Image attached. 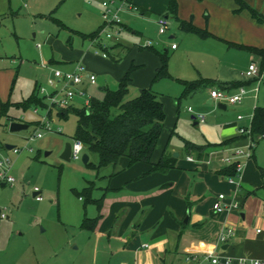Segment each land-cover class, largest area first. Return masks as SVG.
<instances>
[{
	"label": "crops",
	"instance_id": "0c3cea01",
	"mask_svg": "<svg viewBox=\"0 0 264 264\" xmlns=\"http://www.w3.org/2000/svg\"><path fill=\"white\" fill-rule=\"evenodd\" d=\"M170 1H127L129 5L135 7L134 11L138 15L131 22L132 24L126 20H120L122 37L105 42L107 49V51L103 50L105 56L101 52H95L99 47V41L103 42L100 40L101 37L83 38L81 35L83 33L73 31L87 42V47L84 50L76 49L73 53L66 52L60 60L49 61L51 68H49L47 80L53 78L54 69L64 72L72 71L78 63H82L89 73L95 74L94 83L84 80L75 86L76 89L85 92L88 101L93 97V94H88L92 86L101 93L107 88H117L121 77L131 66L135 69L128 82L126 95L129 93V96H133L129 99L136 97L144 88H150L154 92L153 87L158 85L160 90L161 86L157 81L161 79L175 78L181 85L182 92V81L203 80L202 85L195 91L184 96L181 93L175 102L177 108L173 105L171 98L165 97L160 91L154 92L163 104L165 120L151 161L156 162L166 148L172 153L177 152L174 166L165 172L147 173L150 168L148 163L136 162L128 165V159L120 157L116 169L110 165L96 169V179L87 181L88 184L84 188L92 185L90 196L93 199H101V207L89 216H83L80 229L84 234L81 235L80 242L76 240L75 244L71 242L68 243L69 245L65 244L56 249L54 254L64 253L61 260L63 264H210L207 259L208 254H217L220 257L218 264H223L226 258L231 259L232 264H238L237 260L240 258H258L263 260L264 264V165L256 163L253 154L255 144L252 148L249 147L250 155L246 156L244 161L241 159L245 155L237 156L233 160L243 164L240 177L234 181H230L227 176L232 163L224 161L225 157L233 155L235 149H243L245 141L247 143L252 140L256 143L264 135H255L253 138L251 134L249 137L247 134L239 133V127L251 128L252 124L251 117L249 126H244L245 123L248 124V120L244 121L246 117L243 115L242 119H237L236 116L231 121L222 123L217 121L218 124H214L210 123V119L208 121L206 116L203 121H200L195 118V114H192L194 125L203 123L199 129L200 141L184 136L176 129L178 121L176 116L181 98L202 90L201 95H204L205 102L216 104L220 109L231 106L238 108L239 111L246 105L251 108V105L256 103L257 99L254 95L252 97L245 95L243 98L245 103L243 100L238 104L219 102L210 96V90L218 89L232 94L238 92L240 87L246 89L252 81L256 80L260 83L263 80L264 77L258 80L245 75L251 62L257 63L260 69L264 67V64L263 67L261 66L262 56L251 53L239 45L264 48V22H257L246 9L236 12L237 4L234 0H175L176 13L168 10ZM244 1L264 14V0ZM11 9L12 0H0V20ZM161 16L166 17L168 21L170 19L175 21L179 31L194 34L200 38L201 53L198 59L203 69L197 71V78L173 76L168 72V77L155 80L156 70L161 64L158 55L140 44L135 46L134 43H129L133 38H146L147 26L152 23L157 26V19ZM48 17L59 28L69 30V37L72 36V31L63 22L51 14ZM181 21L192 24L208 34L200 35L187 31L181 26ZM115 27L110 26L109 30ZM176 37L181 39L185 36L169 30L167 34L156 38L158 43L155 46L151 45L156 50L167 51L169 55L167 71L170 60L169 51L176 52L179 49ZM212 40L225 44L227 49L246 51L248 54L242 56L245 63L238 64L240 67L223 65L221 55L224 52L227 54L230 52L229 50L223 53H220V50L216 52L217 46ZM173 43L176 44L175 48L171 47ZM212 64L217 66L215 75H205L204 70L207 71ZM17 72L16 68L12 83ZM209 76L214 77L209 80ZM55 81L57 87L62 85V81L58 78ZM35 86L47 88L46 85L35 81L33 91ZM53 89H47V91L52 92ZM246 90L247 93L252 92ZM86 96L76 94L70 106L74 108L87 106ZM4 99L2 95L0 103L8 104L9 96L6 101H3ZM45 101L47 104L46 98ZM256 106L254 105V108ZM42 108H45V115L48 118L57 111L54 108H51V111L47 107ZM254 108L251 116H253ZM186 141L196 145L211 143L213 146L206 147L203 155L199 156L187 149L184 144ZM12 152L15 153L13 150ZM85 152L88 154V161L94 159L92 162L96 163L97 158ZM6 173L9 174L8 170ZM6 184L13 183L5 180L0 182L1 186ZM95 189L102 193L99 196L93 195ZM220 193L224 194L223 203L226 204V208L222 212H216L213 209V203ZM79 199L81 200L82 197L79 196ZM232 203L238 204V207H231ZM85 217L89 220L96 219L93 228L81 226ZM226 227H232L235 235L227 242L221 243L218 237ZM14 235L12 234L7 241H3L0 231V264H44L45 261L35 259L28 254L30 246L24 243V239L15 241ZM69 246L70 250L78 252L72 253L68 250Z\"/></svg>",
	"mask_w": 264,
	"mask_h": 264
},
{
	"label": "rangeland",
	"instance_id": "374dc122",
	"mask_svg": "<svg viewBox=\"0 0 264 264\" xmlns=\"http://www.w3.org/2000/svg\"><path fill=\"white\" fill-rule=\"evenodd\" d=\"M103 1L109 3L112 12L118 14L122 21L131 23L138 15L124 0H12L11 11L0 20V100L2 95L5 98L3 101L9 96L6 115L0 119V160L6 165L8 161L5 168L15 180L13 184L0 185V231L3 241H7L12 234H15V241L24 239V243L30 246L28 254L45 261L44 264H63L61 260L64 253L54 254L56 249L71 242L75 244L76 240L80 242V237L84 234L80 229L83 216H89L97 210L95 204L85 202L86 196L82 190L88 184L87 181L96 179L97 173L96 169L86 166L81 158L66 161L60 156L65 142L72 140L76 127L74 114L61 119L53 113L48 118L49 128H46L39 122L46 116L45 108L37 107L34 111L33 106L24 108L22 104L31 96L35 81L46 85L47 89H53L47 80L51 59L60 60L66 52L73 53L76 49L84 50L87 47V42L73 31L88 34L102 26ZM49 14L70 28L72 36L69 37V30L59 28L48 17ZM147 27L146 38H133L129 43L144 46L148 40L155 46L158 43L156 38L160 36L157 33V26L152 23ZM169 30L185 37L181 39L176 37L179 49L176 52L169 51L168 72L173 76L197 78V71L203 69L198 59L201 53L200 38L179 31L172 19L169 20ZM122 33L123 31L118 38L122 37ZM100 37L104 43L110 40L104 34ZM212 41L217 46L216 52L219 50L220 53L226 50L230 52L221 55L223 65L240 67L238 64L245 63L242 56L248 54L246 51L227 49L225 44ZM216 67L214 64L210 65L207 71L204 70L205 75H215ZM16 68L18 72L12 83ZM209 77L211 80L214 76ZM157 82L161 88L159 90L158 85H155L154 92L160 91L165 97L171 98L176 107V99L182 93L178 81L175 78H168ZM246 89L252 91L246 95L250 97L254 95L257 99L256 103H253L255 106H264V78L260 83L252 81ZM202 92L203 90L181 98L176 116L178 120L176 129L182 135L201 140L199 129L203 123L194 125L192 114L204 115L214 124H218L217 121L220 123L231 121L241 114L246 117L244 121L248 120V124L245 123L244 126H249L254 105H251V108L246 105L239 111L238 108L231 106L220 109L216 104H207L204 95H201ZM90 93L94 98L100 99L104 92L101 93L92 86L88 94ZM131 97L133 96H129L128 93L124 99L128 100ZM188 107L192 108L191 112L187 110ZM11 121L27 122L29 126L27 129L11 132L9 130ZM38 131L42 133V137L28 141V137ZM7 144L21 148V151L13 153L12 149L6 148ZM26 147L32 150L29 151ZM242 148L248 152L249 141L247 143L245 141V147L243 145ZM253 154L256 163L264 165V137L255 143ZM92 156L96 159V155ZM246 156L241 160L244 161ZM90 161L94 162V159ZM35 187L41 200H36L33 196ZM101 193L95 189L93 195L99 196ZM79 196L82 197L81 200Z\"/></svg>",
	"mask_w": 264,
	"mask_h": 264
},
{
	"label": "trees",
	"instance_id": "16d2710c",
	"mask_svg": "<svg viewBox=\"0 0 264 264\" xmlns=\"http://www.w3.org/2000/svg\"><path fill=\"white\" fill-rule=\"evenodd\" d=\"M126 1L129 2L130 0ZM234 1L237 4L236 12L246 9L257 22H264V14L256 8L247 4L244 0ZM168 10L171 13H176L175 0L170 1ZM59 24L63 26L62 23ZM180 24L187 31L200 35L208 34L206 31H202L184 21H181ZM102 27L103 25L89 34L81 35L83 38L98 39ZM239 46L249 50L251 53L261 55V66L263 67L264 48ZM143 48L152 50L160 59L161 64L156 70L154 79L168 77L167 64L169 55L167 51L156 50L153 46H144ZM134 69L135 67L131 66L125 72L117 88L105 89L102 98L97 99L91 97L87 106L75 108L69 106L56 111V114L61 118H66L69 113L76 116V127L72 140L81 141L85 151L89 154L96 155L97 158L96 163L91 161L86 163V166L89 168L98 169L110 165L116 169L120 157H126L128 159V165L136 162L148 163L150 168L147 170V173L153 171L165 172L174 166L175 157L166 148H164L156 162L151 161L165 120L163 104L157 98V95L150 88H144L139 91L136 97L128 100L124 99L128 91V82ZM182 83V96H184L198 89L202 85L203 80L182 81ZM7 105V103H0V118L6 115ZM22 105L24 108L31 106L47 107L45 97L39 95L36 86L31 96ZM49 111H51V108H49ZM251 135L253 138L255 135H264V107L256 106L253 110ZM184 144L188 150L197 153L199 156L203 155L206 147L213 146L211 143L196 145L188 141ZM234 170L235 166L232 163L230 164L227 176L233 177ZM91 190V184L82 190V193L86 196L85 202L94 203L99 209L101 207V199L91 198ZM95 222L96 219L89 220V218L85 217L81 226L91 229Z\"/></svg>",
	"mask_w": 264,
	"mask_h": 264
},
{
	"label": "built area",
	"instance_id": "2783aa9c",
	"mask_svg": "<svg viewBox=\"0 0 264 264\" xmlns=\"http://www.w3.org/2000/svg\"><path fill=\"white\" fill-rule=\"evenodd\" d=\"M102 17L104 19L103 27L99 33V38L101 34H104V36L107 39H114L117 40L118 36L120 35V32L122 31L121 27L119 26L120 18L118 17V14L112 12V10L109 7V3L106 1L102 2ZM130 8L135 9L131 4L129 5ZM116 26L114 29H111L112 31H109L110 26ZM169 29V21L166 17L161 16L157 19V33L159 35L165 34ZM145 47L151 46L150 41H146ZM172 48L176 47V44H171ZM106 48V44L104 42L99 41V47L95 52H101L102 55L105 56L104 49ZM245 75L247 77H255L258 80H260L264 75V67L262 69L259 68L258 64L255 62H251L245 72ZM58 78L60 81H62V85L57 87V82L55 79ZM84 80H88L91 83H94L96 80L95 74L89 73L85 66L82 63H78L74 70L72 71H61L59 69L53 70V78L48 79V84L55 87L52 92L47 91V88L45 86H39L38 87V93L42 96H44L47 99V109L54 108L57 110L64 109L70 106L71 101L73 100L74 96L76 94L81 96H86L85 92L82 90L76 89L75 86L82 83ZM256 90V88L254 89ZM247 90L244 87H240L238 92L228 94L225 91L218 90V89H212L210 90V96L214 98L215 100L219 102H226L227 104H238L240 103L245 95L247 94ZM86 104H89L88 98L86 96ZM37 110V107L34 108V111ZM189 111H192V109L189 107ZM252 117V116H251ZM195 118H197L200 121L204 120V115L201 114H195ZM243 116L241 114L237 115V119H242ZM43 126L46 128H49V119L47 116H44L41 121H39ZM239 133L241 134H247L250 137L251 134V128L250 127H239L238 128ZM42 133L40 131L30 135L28 137V141L33 140L34 138H41ZM255 142L252 140H249V147L252 148L254 146ZM27 148V147H26ZM29 151L32 149L30 147L27 148ZM12 150L15 153H18L21 151V148L19 147H13ZM84 150V145L79 140H71V152H70V159H80L82 155V151ZM240 155H250V152H246L241 148H237L233 151L232 156H227L224 158V161L227 163H233L235 166L234 175L233 177H228L230 181H234L236 178H239L242 172L243 164L239 161L233 160ZM188 159H192V157H188ZM8 162V161H7ZM6 163L0 160V182L1 181H7L13 183L15 180L14 178L6 173L5 170ZM35 198L37 200H41V196L38 195L39 191L37 188H34ZM224 200V194L220 193L217 195L216 200L213 203V209L216 212H222L226 208V204L223 203ZM231 207L237 208L238 204L232 203ZM3 217V215H2ZM259 231V230H258ZM235 235V230L232 227H226L219 235L218 240L221 243L227 242L229 239H231ZM207 259L209 260L210 264H218L220 262V257L217 254H208ZM238 264H263V260L261 259H244L240 258L237 260ZM223 264H232L231 259L226 258L223 260Z\"/></svg>",
	"mask_w": 264,
	"mask_h": 264
},
{
	"label": "water",
	"instance_id": "95a60500",
	"mask_svg": "<svg viewBox=\"0 0 264 264\" xmlns=\"http://www.w3.org/2000/svg\"><path fill=\"white\" fill-rule=\"evenodd\" d=\"M28 128V124L24 123V122H18V121H11L9 123V130L11 132H16V131H21L24 129ZM7 148H12L13 145H6ZM70 152H71V141H66L64 144V147L61 151V158L69 161L70 160ZM173 156L176 157L177 156V152H173ZM81 160L83 163H86L88 161V154L86 152H83L81 155ZM33 195H35V193L33 192Z\"/></svg>",
	"mask_w": 264,
	"mask_h": 264
}]
</instances>
